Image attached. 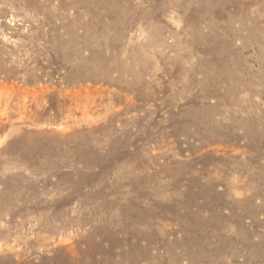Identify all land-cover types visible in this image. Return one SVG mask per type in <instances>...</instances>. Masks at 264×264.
Masks as SVG:
<instances>
[{
	"label": "rangeland",
	"instance_id": "1",
	"mask_svg": "<svg viewBox=\"0 0 264 264\" xmlns=\"http://www.w3.org/2000/svg\"><path fill=\"white\" fill-rule=\"evenodd\" d=\"M262 120L264 0H0V264H264Z\"/></svg>",
	"mask_w": 264,
	"mask_h": 264
},
{
	"label": "bare ground",
	"instance_id": "2",
	"mask_svg": "<svg viewBox=\"0 0 264 264\" xmlns=\"http://www.w3.org/2000/svg\"><path fill=\"white\" fill-rule=\"evenodd\" d=\"M218 69V68H217ZM235 72V71H234ZM253 73V72H252ZM253 117V116H252ZM251 120V119H250ZM249 120V121H250ZM255 120V119H254ZM262 121H264V120H262ZM255 122V121H254ZM258 122V121H257ZM246 129V128H245ZM255 131V130H254ZM247 132V131H246ZM245 135V134H244ZM262 135H264V131H258L257 130V132L255 133H253V137L252 138H254V136H261V139H262ZM247 137H248V134H247ZM256 138V137H255ZM260 138V137H259ZM249 139H251V136L249 137ZM258 139V138H257ZM261 139H259V140H261ZM68 152H69V150L67 151V150H65L64 151V153H63V155L65 156V158H67V154H68ZM251 156V155H250ZM48 165H50L52 168H53V166H52V164H48ZM16 167V166H15ZM18 167V166H17ZM19 168V167H18ZM19 172V171H18ZM17 174H19V173H17ZM18 176V175H17ZM20 178H21V176H19ZM253 178V177H252ZM260 187H262L261 185H260ZM259 187V188H260ZM261 190V189H260ZM20 191H21V189H20ZM259 191V190H258ZM20 197H21V194H20ZM4 200H7V198H5V197H2V198H0V204H1V202H3V204H5L4 202ZM2 205V204H1ZM6 208V207H5ZM1 209V208H0ZM6 210V209H5ZM2 211H4V209H2ZM2 211H0V214H1V212ZM0 216H2V215H0Z\"/></svg>",
	"mask_w": 264,
	"mask_h": 264
}]
</instances>
